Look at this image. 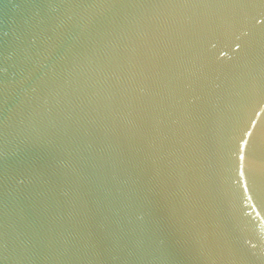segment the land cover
Returning <instances> with one entry per match:
<instances>
[{"label": "water", "instance_id": "95a60500", "mask_svg": "<svg viewBox=\"0 0 264 264\" xmlns=\"http://www.w3.org/2000/svg\"><path fill=\"white\" fill-rule=\"evenodd\" d=\"M0 264H264V0H0Z\"/></svg>", "mask_w": 264, "mask_h": 264}]
</instances>
